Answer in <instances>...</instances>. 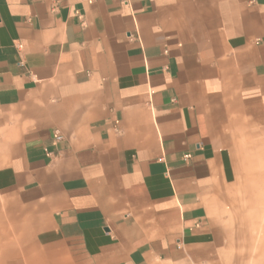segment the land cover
Masks as SVG:
<instances>
[{
    "label": "crops",
    "instance_id": "obj_1",
    "mask_svg": "<svg viewBox=\"0 0 264 264\" xmlns=\"http://www.w3.org/2000/svg\"><path fill=\"white\" fill-rule=\"evenodd\" d=\"M0 264H264V0H0Z\"/></svg>",
    "mask_w": 264,
    "mask_h": 264
},
{
    "label": "built area",
    "instance_id": "obj_2",
    "mask_svg": "<svg viewBox=\"0 0 264 264\" xmlns=\"http://www.w3.org/2000/svg\"><path fill=\"white\" fill-rule=\"evenodd\" d=\"M183 157H184L185 160H187L190 157V155L189 154H185Z\"/></svg>",
    "mask_w": 264,
    "mask_h": 264
}]
</instances>
